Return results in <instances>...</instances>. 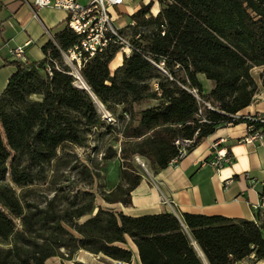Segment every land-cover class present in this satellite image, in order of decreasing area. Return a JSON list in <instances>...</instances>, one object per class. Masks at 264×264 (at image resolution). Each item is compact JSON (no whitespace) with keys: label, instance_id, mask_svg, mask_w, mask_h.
<instances>
[{"label":"trees","instance_id":"1","mask_svg":"<svg viewBox=\"0 0 264 264\" xmlns=\"http://www.w3.org/2000/svg\"><path fill=\"white\" fill-rule=\"evenodd\" d=\"M157 2L155 15L149 2L129 16L146 32L134 33L137 51L123 57L112 74L117 46L83 64L87 89L74 84L61 55L79 43L67 26L43 44L41 61L14 62L0 95V264L72 260L80 250L131 264L128 238L140 264H204L195 246L208 264L264 258L262 221L191 213L179 220L169 212L128 216L96 206L88 189L55 191L43 206L28 198L27 186L45 178L58 149L85 146L94 130L110 129L96 102L108 113L122 105L119 117H128L119 130L120 181L99 193L106 203L131 204V192L145 175L133 161L137 157L157 172L219 127L244 122L248 134L264 132L256 116L237 115L264 89V0ZM160 60L165 73L155 65ZM199 76L212 82L208 92ZM147 101L155 104L135 110Z\"/></svg>","mask_w":264,"mask_h":264},{"label":"crops","instance_id":"2","mask_svg":"<svg viewBox=\"0 0 264 264\" xmlns=\"http://www.w3.org/2000/svg\"><path fill=\"white\" fill-rule=\"evenodd\" d=\"M32 1L0 0V95L16 69L11 48L27 43V62H39L44 57L41 47L50 39L47 32L53 36L65 26L64 10L37 8L32 5ZM149 2L155 15L159 10L157 0H136L127 11L128 17ZM131 22L129 19L128 23ZM125 25L124 21L119 22V26ZM121 64V55L118 53L109 63L110 73ZM202 77L199 76V79L204 86L208 81ZM211 87L212 84H209L208 89ZM237 115L264 117V89L259 87L252 102ZM248 133L244 122L219 127L179 161L170 163L160 171H149L143 175L131 192L130 205L102 200L97 205L128 216L169 212L179 220L183 213H191L264 222V132L246 141ZM218 150L227 153L232 161L220 167L214 165L212 162ZM125 247L132 251L131 264H140L137 249L129 238ZM195 249L203 263L208 264L201 250L197 246ZM76 261L86 264H123L83 250L77 252L72 260L62 261L59 257H50L46 264H75ZM236 264H264V258L255 260L251 255Z\"/></svg>","mask_w":264,"mask_h":264},{"label":"rangeland","instance_id":"3","mask_svg":"<svg viewBox=\"0 0 264 264\" xmlns=\"http://www.w3.org/2000/svg\"><path fill=\"white\" fill-rule=\"evenodd\" d=\"M135 2L136 0H126L125 4L123 3L118 7L110 9L113 16L117 15L118 21H116V25H119V22L122 21L129 24L127 11ZM155 7L157 8V6ZM136 31L144 33L146 29H137L136 25H127L122 29V32L130 42ZM159 71L165 73L164 69H159ZM258 73L259 69L255 68L252 70V74L256 79ZM202 78L204 81L206 80L204 77ZM74 84L83 87L78 80H74ZM209 84H212V82L208 81V83L204 84L205 92L209 91ZM32 98L36 99L39 96L35 95ZM152 104H155V101L139 103L135 106V110L140 111ZM96 106L101 110L99 102H96ZM122 108V105L111 107L109 116L112 120H106V123H110V129L105 130L101 128L94 130L88 136L85 146L70 145L63 150L58 149L56 160L46 168L45 178L27 186V188L31 189L28 198L43 206L44 200L51 197L55 191L74 192L88 189L95 194V205L98 206L97 202L102 200L99 193L111 190L120 181L119 169L121 159L119 154L121 137L119 130L128 118L127 116H125V119L119 117L122 114ZM112 151H116V155L107 158L106 156L111 154ZM133 161L137 162L135 159ZM85 168L92 175V182L90 184H86L89 177L86 175ZM149 171L151 170L149 169Z\"/></svg>","mask_w":264,"mask_h":264},{"label":"built area","instance_id":"4","mask_svg":"<svg viewBox=\"0 0 264 264\" xmlns=\"http://www.w3.org/2000/svg\"><path fill=\"white\" fill-rule=\"evenodd\" d=\"M124 3V0H33L32 5L37 8L49 7L58 8L66 12L65 26L70 28L79 37V43L69 48L66 51H61V55L69 68V74L80 81L83 85V80L80 74V69L83 64L95 54L103 51L107 46H117L118 52L123 57H127L136 48L132 45L130 40L122 32V29L127 25H134L135 22L121 27L116 25L117 15L113 16L110 9L118 7ZM154 15V13L151 11ZM50 39L53 36L47 32ZM163 34V32H162ZM27 43L15 45L11 48L10 53L13 58L19 62H27L25 54V47ZM115 55V56H116ZM155 65L163 70L164 62L160 60ZM48 75L52 74L50 67L46 68ZM78 86V85H77ZM102 117L107 121L112 118L101 106ZM256 120L264 122V117H256ZM259 133H250L246 136V141H251L258 137ZM136 161L145 174L149 170L147 165L140 158ZM230 159L222 150L215 153L213 164L217 167L228 163ZM120 263V262H118Z\"/></svg>","mask_w":264,"mask_h":264},{"label":"water","instance_id":"5","mask_svg":"<svg viewBox=\"0 0 264 264\" xmlns=\"http://www.w3.org/2000/svg\"><path fill=\"white\" fill-rule=\"evenodd\" d=\"M78 87H81V86H78ZM82 88L87 89V87H86L84 81H83V87H82Z\"/></svg>","mask_w":264,"mask_h":264},{"label":"bare ground","instance_id":"6","mask_svg":"<svg viewBox=\"0 0 264 264\" xmlns=\"http://www.w3.org/2000/svg\"><path fill=\"white\" fill-rule=\"evenodd\" d=\"M200 255H202V254L200 253Z\"/></svg>","mask_w":264,"mask_h":264}]
</instances>
